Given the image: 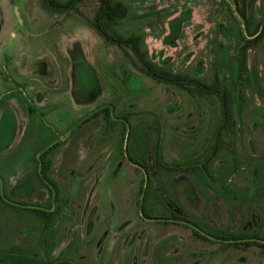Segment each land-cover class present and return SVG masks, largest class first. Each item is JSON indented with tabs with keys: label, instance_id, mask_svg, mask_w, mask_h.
Returning <instances> with one entry per match:
<instances>
[{
	"label": "rangeland",
	"instance_id": "374dc122",
	"mask_svg": "<svg viewBox=\"0 0 264 264\" xmlns=\"http://www.w3.org/2000/svg\"><path fill=\"white\" fill-rule=\"evenodd\" d=\"M126 1L120 31L151 26L167 69L242 98L235 131L220 144L216 95L158 83L100 37L86 21L96 0L56 15L40 0H0L3 264H264L258 244L218 243L264 241V40L247 51L255 72L238 76L264 0L250 24L234 0Z\"/></svg>",
	"mask_w": 264,
	"mask_h": 264
},
{
	"label": "trees",
	"instance_id": "16d2710c",
	"mask_svg": "<svg viewBox=\"0 0 264 264\" xmlns=\"http://www.w3.org/2000/svg\"><path fill=\"white\" fill-rule=\"evenodd\" d=\"M43 9L49 14H67V13H77L82 14L80 11V4L88 2V0H40ZM98 6L91 17H86L87 24L95 29L97 34L102 37L106 42L116 46L124 56L128 59L130 64L141 72L158 83H163L178 89L180 91L188 92L191 96H196L197 94L205 95H216L219 98L222 107V120L217 128V138L220 139L219 143L223 142L224 135H232L236 128V118L234 113V107L238 99L242 98L238 95H234L233 92L226 87H222L218 80L213 84H209L206 81L192 77L189 75H182L181 73H176L167 69L164 65H159L154 61V57L151 56L145 47V36L142 33L120 31L119 27L122 25L123 21L129 18L130 6L126 0H96ZM256 0H234L235 8L238 9L240 16L249 22L250 17L253 15L255 10ZM249 37L246 39V43H242L240 49L238 50V76L242 79L243 75H248L249 73L255 72L254 65L250 68L247 64V51L252 48L254 44L258 41L264 40V22H259L254 30H250ZM244 42V41H243ZM249 68V70H248ZM108 113H112L109 109ZM128 124L129 133L130 125L127 119V114L121 117ZM126 126V129H128ZM216 143L214 151L219 150L220 144ZM215 155V152L212 155ZM129 157V156H128ZM133 162L135 159L130 158ZM202 166L198 167L203 170L204 173L208 174L209 169L207 167V160ZM131 161V163H132ZM189 167L187 170H190ZM52 192V191H51ZM50 192V194H51ZM36 213L43 214L44 212L39 209H34ZM147 210L142 207V214L149 219L147 215ZM146 215H145V214ZM178 216L173 215L171 221H178ZM197 231V230H195ZM198 232V231H197ZM196 232V233H197ZM203 236L202 234L197 233ZM218 241L216 239H212ZM219 243V242H218ZM222 244H229L240 248L242 244L247 246L260 245L264 247V241L245 239V238H234L226 239L221 242ZM0 264H3V259L0 257Z\"/></svg>",
	"mask_w": 264,
	"mask_h": 264
},
{
	"label": "crops",
	"instance_id": "0c3cea01",
	"mask_svg": "<svg viewBox=\"0 0 264 264\" xmlns=\"http://www.w3.org/2000/svg\"><path fill=\"white\" fill-rule=\"evenodd\" d=\"M156 1L157 0H141V2H139V3H144V2L145 3H155ZM166 1L167 2H171V4L181 2V0H166ZM183 3H185V2H183ZM144 16H146V15H142V16L136 17V18L142 19V17H144ZM151 17L152 16L150 15L148 18H151ZM157 18L158 17H156V15H155L154 16V20L156 21ZM134 19H135V17H134ZM181 19H184V18L181 16V17L177 18L175 22L178 21L180 23L182 21ZM131 20H133V18ZM150 27L151 26H149V25L148 26H144V27L143 26L142 27H139V26H131V27H126L122 31H129V32H136V33H142V34H144V36H145V47L148 50L149 54L154 57V61L157 62V61L160 60V61H162V65H164L165 62H167L168 60H170V57H167L168 56L167 54L164 55V49L163 48L160 51L154 50L156 48H161L162 47V44L164 43V39L162 38V35L159 34V33H155V34L148 33L147 32V29L151 30ZM178 28H179V26H178ZM154 41H156V42H154ZM152 42L154 43V49H151V46H150V44ZM148 46H150V49H149Z\"/></svg>",
	"mask_w": 264,
	"mask_h": 264
},
{
	"label": "flooded vegetation",
	"instance_id": "af4514ba",
	"mask_svg": "<svg viewBox=\"0 0 264 264\" xmlns=\"http://www.w3.org/2000/svg\"><path fill=\"white\" fill-rule=\"evenodd\" d=\"M136 164L139 166V162H137ZM138 166H136V167H138ZM149 220H150V219H149ZM188 225L191 226L192 223L190 222V224L188 223ZM191 227H193L195 230H199V229H200V230H201V231L199 230L200 233H201L203 236H205L204 238L201 236L204 240H212V239L209 238V236H207L206 233L204 232V230H206L205 228H203V227L200 228V227H198L197 225H192ZM257 241H260V240H257ZM262 241H263V240H262ZM218 242H222V241L219 240Z\"/></svg>",
	"mask_w": 264,
	"mask_h": 264
},
{
	"label": "water",
	"instance_id": "95a60500",
	"mask_svg": "<svg viewBox=\"0 0 264 264\" xmlns=\"http://www.w3.org/2000/svg\"><path fill=\"white\" fill-rule=\"evenodd\" d=\"M19 13V12H18Z\"/></svg>",
	"mask_w": 264,
	"mask_h": 264
}]
</instances>
